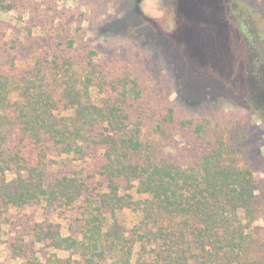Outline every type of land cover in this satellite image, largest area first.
<instances>
[{
    "label": "trees",
    "instance_id": "trees-1",
    "mask_svg": "<svg viewBox=\"0 0 264 264\" xmlns=\"http://www.w3.org/2000/svg\"><path fill=\"white\" fill-rule=\"evenodd\" d=\"M229 1L187 0L179 44L133 5L116 29L164 58L180 96L186 69L224 87L199 103L264 107L255 98L264 97V34L251 35ZM36 2L0 0V14L23 22L0 23V264H263L251 256L257 186L238 149L217 137L180 161L170 106L154 128L166 143L144 140L152 108L138 77L115 76L93 50L55 39ZM179 125L206 139L204 125ZM125 214L137 216L130 228L119 223Z\"/></svg>",
    "mask_w": 264,
    "mask_h": 264
},
{
    "label": "rangeland",
    "instance_id": "rangeland-1",
    "mask_svg": "<svg viewBox=\"0 0 264 264\" xmlns=\"http://www.w3.org/2000/svg\"><path fill=\"white\" fill-rule=\"evenodd\" d=\"M36 1L39 5L38 12L48 13L49 18L45 27L50 29V34L55 39L73 40L76 48L84 46L87 50H93L96 53L93 57L94 61L109 62L115 66L112 67L115 76L138 77V82L146 90V103L151 104L152 108L151 117L145 121L142 129L144 140L166 143L159 138L154 128L156 122L161 121V115L165 114L166 107L170 106L174 110V121L167 126H169V132L173 134L170 140L171 146L176 148L180 161L196 158L217 137L238 149L236 164L252 171L257 186L256 213L251 229L254 239L251 256L264 264V107L258 106L254 101L250 105H243L245 107L220 100L199 103L201 101L197 98L202 97L206 92L212 95L222 91L224 87L210 84L207 78L190 74L186 69L178 70L180 79L187 83L186 90L180 96L173 84L172 73L165 66L164 58L140 46L136 40L118 36L116 24L126 17L130 6L133 5L134 14L143 24L149 25L156 34L171 38L179 44L180 39L187 32L179 31L184 1L47 0L45 3L42 2L43 0ZM229 3L240 20L242 19L246 24L251 35L256 32L264 34V0H230ZM17 16L14 13L0 14V23H10L12 26L21 27L23 22H20ZM187 26L189 27V24ZM38 31L39 29H34V34L37 35ZM224 46L227 48L226 44ZM256 46L259 55H264V40L258 42ZM84 53L86 54L85 50L81 51L82 56ZM106 57L108 59L105 61ZM247 58L248 56L245 60ZM24 63L20 62V65L23 66ZM259 79L256 77L258 84H260ZM248 86L250 89L254 88L252 84ZM98 91V88L91 90L93 97L97 96ZM255 98L259 104L260 101H264V97H261L259 93ZM252 99L249 101L252 102ZM184 120H194L195 123L204 125L206 139L204 137L199 139L191 133L189 127L182 128L179 122ZM72 166L76 170L81 164L74 162ZM7 177L11 176L7 174ZM39 213L40 211L35 212L38 218ZM120 217L119 223L127 228L137 221V216L134 214H125ZM54 222L62 224L56 220ZM63 226L64 224L61 226L62 234H66ZM6 238L3 236L2 240ZM35 248L39 250L38 245ZM40 252L39 255H42L43 251ZM57 254L62 258L68 256L65 252H57ZM5 256L4 251L1 262Z\"/></svg>",
    "mask_w": 264,
    "mask_h": 264
},
{
    "label": "flooded vegetation",
    "instance_id": "flooded-vegetation-1",
    "mask_svg": "<svg viewBox=\"0 0 264 264\" xmlns=\"http://www.w3.org/2000/svg\"><path fill=\"white\" fill-rule=\"evenodd\" d=\"M183 1H184V3H186L187 0H183Z\"/></svg>",
    "mask_w": 264,
    "mask_h": 264
}]
</instances>
